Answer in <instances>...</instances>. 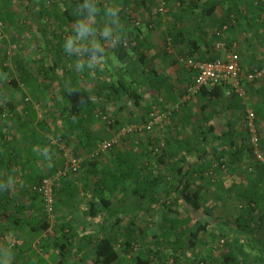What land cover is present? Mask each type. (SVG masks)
I'll return each instance as SVG.
<instances>
[{
  "label": "trees",
  "instance_id": "16d2710c",
  "mask_svg": "<svg viewBox=\"0 0 264 264\" xmlns=\"http://www.w3.org/2000/svg\"><path fill=\"white\" fill-rule=\"evenodd\" d=\"M138 1L140 0H109L104 3L98 1L97 6L101 8V13L94 19L96 23L102 21V18L104 17L103 9L106 5L111 6L112 4H116L123 8L121 10V20L125 25L124 36L126 37V45L120 44L112 47V52L118 59L129 61L130 56L133 53V55L136 56L135 61L138 62L139 65H143L145 61L144 53L141 50V40L139 38L142 36V28L153 30L156 27V21H158L161 14H170L171 10H175L173 8V4L176 3L175 1H180L182 3L187 1V6H185V8H177L179 12L176 14L192 15L193 13L198 12L199 14H202L200 18L212 15L215 8L219 5L218 0H153L150 6H146L148 13H145L149 14V19L144 21L145 19L142 20L138 14H135L132 10L128 9L132 3H134V6L131 7L136 6V9H139L140 5H138ZM10 3L11 0L0 1V21L3 22L5 29L6 27L8 28L12 26L16 19L14 18V14L16 13L12 10ZM234 7H236L237 10L233 11L230 7V9L223 14L222 18H220V21H218L220 22L218 23V29L212 31L210 37L211 43L209 45L211 49L210 51L214 52L216 50V47H214L215 44H213L216 39L221 42L224 40L220 35V31L227 30L228 27L233 26L235 22L238 23V21L242 19V10L239 8L238 4L235 3ZM250 7H253V10L258 12L259 17V14H262L264 11V0H252ZM230 12L233 14L237 13L233 19L230 18ZM76 13L77 0H56L54 2L53 0H50V2L47 0L46 3L43 2L40 4L38 10L34 12H32L29 3H24V14H38L41 18L47 16L48 24L53 26L54 30L57 28L59 29L58 33L55 32L53 34L54 42H60L65 33H70L71 35L74 34L69 27L70 24H74L77 20L78 17ZM39 18L40 17L32 15L33 21L37 23V29L39 32V37H36L37 46L41 47L44 54L34 69L25 74L26 78L23 76V82L28 81L27 87L28 92L32 97L31 100L33 99L36 103L40 102L43 106L46 101H50L43 95H46V92L54 94L49 91H51L50 88L56 85L54 87H57L58 89L57 92H59L60 100H52V102L54 101L56 103L57 101H60L61 109L54 117L51 114L42 112L40 113V117H36L33 108L34 105L31 104V101L21 93L17 83L12 78L11 69L3 64V59L6 57L5 52L2 51L0 53V79L2 76L10 78L9 82L13 86L12 90L23 96L21 101L24 100L27 102V104L21 106V112H31L30 152L31 157L33 158V162H31V174L26 176L19 193H14L10 185L6 188H0V251L8 249L9 247L11 248L13 253L12 264H31L34 262L32 258H37V253L34 255L31 254V245L29 243L32 242V239L40 237L42 233L48 229L49 224L46 220L47 214L43 209L42 198L37 191L33 190V188L37 187L43 178L52 176L63 166L66 160L63 147L65 148L68 144V135L71 134V131L68 129L67 131L64 130L62 133L59 131V136L52 132L56 138V142L51 143V139L39 134L36 128L43 129L48 123L50 124L51 120L54 123L59 121L60 124H63L67 118V121L71 123V127L77 129L76 134H79L77 139L82 142L81 146L78 144V149H70L71 151L68 150V152L74 157H80L81 163L76 172L67 173L60 177L54 184V213L56 207L65 208L69 211V214L76 213V205L78 202L77 200L75 201V198L79 197L77 194L78 190L76 189H80L81 191L90 188L92 190L91 197L96 200L97 205H90L86 211V215L90 217L97 216L95 217L96 223H98V219L101 220L107 216L113 218L112 227H109V229H106L105 231L102 230L101 233L93 239L94 256L91 264H161V261L165 260V256L162 253L163 248H166L165 245H170L173 248V251L177 252L178 248H180V244H182V240L185 241L186 243L184 244L190 248H194L199 243V234L206 231L208 225L206 219H208V216L210 215L209 210L212 208L210 203H206L209 197L206 195L207 191L206 193L204 191V184L214 183H211L208 180L209 167L204 168L203 162L195 165L189 163L184 165L185 167L182 166L183 164L181 165L182 159L187 152L193 151V153L195 152L198 154V150L201 151V156L205 154L209 156V153L212 155L213 164L209 161L212 173L216 170L220 171L222 166L229 167V170H234L235 168L231 165V161L234 162L235 160H239V155L242 154H246V157L251 158L254 161V165H252L251 171H248L245 167L242 168L245 174V179H247L245 186H240L237 182L236 184H233L237 199L241 203V207L235 208V222L232 227L240 234V237H243L244 241L238 242V248L235 249H232L233 244L229 241L230 243L227 244L230 248L224 251L222 250L219 258L220 260H213L212 252L214 249H209L208 253L204 256H200L195 264H239L241 258H238L236 254L240 253L239 256L243 257L245 252L244 247H247L250 253L253 254H249V256L252 257L255 264H264V244L254 238L256 228L264 229V166L254 160L251 148L247 141V133L243 125L242 129L237 132V135L227 140L226 150H224V146L222 147L219 145L224 134L216 135L214 137L215 139L211 138L214 144L207 147L209 149L208 151H206L203 146L205 141H208L204 135H202L201 139L198 141L197 146H195L196 143L192 141L186 144V141L181 140L180 132L168 130L169 127H167V125L173 122L174 114L179 112L180 109L182 110V108H185L187 101L181 104L178 110L174 111L167 120L153 126L150 131L125 134L118 140V143L113 144L109 149L94 154L93 152L97 147L96 143H101L103 140L100 137H95L96 134L90 135L94 132L90 129L89 131L87 130V127H89L88 125L93 122V117H95L94 114H91L92 110L90 108L93 104V88L87 87L84 82L74 79L76 72L74 69H70V71L67 72L70 74L69 78H63L64 80L59 79L58 67L63 64L61 69H66V66L64 63L60 64L61 61H49L52 58V52L50 50L57 49V45L52 43V37L50 38L48 36L43 26L44 22ZM253 20L257 21L255 18H253ZM199 26L201 25H197V27ZM223 26H226V28L223 29ZM185 31V28L170 29L164 39L165 49L167 46V38L170 39L171 46L176 45L178 42H184L186 40L184 37ZM185 44L186 48L179 51V54L183 59L190 57L196 60L210 62L218 58L217 56L204 57L200 55L198 53L200 44L195 39H190L188 37L187 43ZM205 45H208L207 42ZM225 46L228 48L234 47L232 42L228 45L225 43ZM61 51H63V49ZM233 52L239 56L237 50H234ZM61 53L63 59L67 57L65 52ZM164 53H166V50H164ZM63 62H66V60L64 59ZM240 66L245 72L249 71L251 68H260L257 66H248L246 69H243L241 60ZM32 75L35 79L30 82L29 77ZM39 75L42 77L43 81L38 79ZM263 76L261 79L258 78L252 82L253 84L261 83L260 87L262 90H264ZM47 77L56 80L57 82H53L52 80V82H48L45 80ZM193 78L194 73L190 83L193 81ZM68 79L71 82L70 85L69 82H67L68 84L66 83ZM84 79L85 81L87 79H90V81L91 79L97 81L98 76L96 73L92 75L90 71ZM123 82L124 81L120 78L114 80V84L108 86L110 94H117L118 91L121 90L125 93V96L131 97L136 104H139L140 97L136 92V87L133 86L131 81L130 86ZM252 83L248 84L249 88ZM226 90L227 88L224 85H216L213 87L203 86L194 95L205 93L211 98L218 96L221 91H223L225 95ZM11 96L12 98L8 99L6 94L3 95V98H6L4 102L6 106L5 108L0 106L1 119L10 118L9 113L13 112L10 108L19 103V100H17L18 95L16 97L14 94H11ZM193 96H191V98ZM226 96L235 98L242 106V110L244 109L241 98L237 97L235 93L232 92ZM5 109H7V112H5ZM254 111L258 136L264 150V106L263 109L258 112L254 107ZM146 120L142 122H145ZM124 126H120L119 128ZM171 128H173V126H171ZM210 128H212L211 125L208 126L209 131H206L207 134H211L210 131L212 129ZM48 131L50 130L48 129ZM162 131L165 132L164 135L161 134ZM80 136L83 139H80ZM129 141L131 144L135 143V141L138 142L136 151L131 148L127 149L126 147H123L122 143H129ZM144 142L145 148L142 146ZM60 145H62V147ZM53 148L56 150L57 158L52 161V165H54L51 167L45 163V161L47 160V155L52 152ZM39 149H42V153ZM79 149H83L85 154H87L85 159L79 153ZM165 157H172L171 159L174 162L165 164ZM14 160L16 163V161L18 160L19 162L21 158L18 159L15 156ZM103 160H105L104 163H102ZM37 162H39L41 166L37 167ZM18 164H21L20 166L23 165L22 162H19ZM162 165H166L165 167L168 171L174 172L173 176H168L169 174H162L161 171H158L162 168ZM10 166L12 165H7V169H9ZM8 171L10 172V170ZM193 172L198 175H196V179L193 178ZM194 179L197 181H194ZM128 180H132L135 183V186L132 189L133 193L142 197H144L147 189L157 187L160 183L162 186H166L167 189L168 187H174L177 192V202L184 204L191 210V212L186 211L185 217L176 215L172 219L168 218L170 216L168 210H164L162 212L163 221L159 222V227L157 228L156 234L153 236L156 242L155 246L146 248L144 252H136L132 259L126 258L129 253L130 255L132 253V245L134 244L132 241L134 238L142 237L145 230L144 227H139L136 224V220L140 217L139 214H141V209L137 207L110 208V205L115 199L122 196ZM199 180L201 182L197 183ZM216 182L218 188H215L218 190V195L230 194L232 188L223 186L219 188L220 185H222L219 178ZM164 194L169 195L168 192ZM165 206H169V203ZM193 211H201V218L191 214ZM125 217H130V219L128 220L127 225L122 227L121 223ZM75 218V220H78L76 215ZM217 222H221L218 223L220 225L225 224L223 221ZM75 227V224H65L60 225L59 227H54L52 234L46 235L45 238H41L37 241L38 248L40 251L50 252L52 247L58 253L63 254V250L67 247L68 238L74 235L73 230H75ZM9 234H16V239H14L13 244L8 245L5 244L6 242L3 241V239ZM119 237L123 239L121 243L122 250L115 249L116 240ZM222 241L223 240L220 239V242ZM51 242L52 244H50ZM253 242L257 247L254 251L249 248L253 245ZM183 246L184 245H182V247ZM172 257L175 261L179 260L178 264L186 262L184 259H178L176 255L172 254ZM35 261V264H42L40 259ZM60 261L61 260H58L57 264H59ZM44 263L49 264L46 263L45 260ZM185 264H187V262Z\"/></svg>",
  "mask_w": 264,
  "mask_h": 264
},
{
  "label": "crops",
  "instance_id": "0c3cea01",
  "mask_svg": "<svg viewBox=\"0 0 264 264\" xmlns=\"http://www.w3.org/2000/svg\"><path fill=\"white\" fill-rule=\"evenodd\" d=\"M152 1L153 0L138 1V5H140V7L138 6L140 9V14L138 15L142 20L145 19L144 21L149 19V14H147L148 12L146 6H150V4H152ZM218 1L219 5L215 8L212 15L205 18H200L202 14H199L198 12L193 13L192 15L176 14L177 12H179L178 9L182 7L185 8V6H187V1H184L183 3L180 1H175L176 3L173 4V8L175 10H171L170 14H161V16L158 18V21H156V27L153 30L142 28V36H140L139 38L141 40L140 43L142 44L141 50L143 51L145 57L144 64L139 65L138 62L135 61L136 56H134L133 53L130 56V61L119 59L121 62L127 63V73L130 75V81L134 84L133 86L136 87V92L140 97L139 104H136L131 97L125 96V93L121 90H119L117 94L115 93L113 95L110 94V91L108 90V86L114 84L112 76L117 75V71L120 68L119 65L113 63L110 57L112 53V46L106 45V55L101 58L100 65L91 70L86 66L83 68H77L74 64L75 57H70L69 55H67V59L64 58L66 62H60V64L64 63L66 66V69H61V66L63 64L58 67L60 68V70H63L58 72L60 80H64L63 78H69L70 74H68L67 72H69L70 69H74L76 70L74 79L78 81L80 80L81 82H84L87 87L93 88V104L90 108L92 110L91 114H94L95 117H93V122L88 125L90 128L87 127V130L89 131L90 129L94 133L90 135L96 134L95 137H100L104 141L106 140V138H112L114 136V133L122 128H119L120 126L146 120L149 114L148 112H151L153 110L164 111L171 108V106L178 101L183 90L190 83L193 77V73L189 71L185 66V64L183 63V58L179 54V51L186 48L185 43H187L188 37L190 39H195L196 41H198V43L200 44L198 53L200 55L204 57H225V55L230 51L226 49L225 46V43H227V45L230 44V40L227 37V39H224L222 42L217 41L216 39L213 42V44H215L214 47H216V44L218 42L222 43L223 45L218 48L216 47V50L214 52L210 51V37L212 35V31L214 30V26L211 24L210 19L214 14L215 16L225 14L227 10L230 9V7L233 9V11L237 10L234 5L235 3H237L239 6V1ZM239 8L242 10V14H246L247 10H253V7H250V4L247 8H245L243 5L239 6ZM253 12L254 14H256L255 10H253L251 14H253ZM230 14L233 13L230 12ZM121 23L123 25V28H125L122 20ZM197 25L201 26L197 27ZM179 28L186 29L184 35L186 40L184 42H178L176 45L171 46V49L168 51L167 49H165L164 39L170 29ZM206 42L208 44L207 46L205 45ZM232 45L237 46L233 47V50L239 49L240 53L239 43L235 45V42H232ZM61 49H63V45H61L60 50ZM53 50L54 49H51L50 51L52 52ZM164 50H166V53H164ZM258 55L261 58L258 56L257 58L254 57V59L252 56L249 57V55L246 54L247 57L245 56L243 58V61L241 60L243 69L247 68L248 66H257L260 68H264V59L260 53H258ZM51 59L49 60L50 62L55 61L54 57H52ZM90 71L92 75H94L95 73L97 74V81L92 79L91 81L90 79H87L85 81L84 78ZM45 80L48 82H57L56 80H52L48 77ZM67 82H69L70 85L71 82L69 81V79L66 81V83ZM260 84L261 83H252L250 85V88H247L249 104L255 107L257 112L263 109L264 106V90H262ZM56 91L57 90L49 91L50 93L55 94H49L48 92H46V95H43L48 98V100H50L46 101L44 103V106L40 102L34 105L33 108L35 110L36 117H40L41 112L51 114L53 117L59 113L61 109L60 101H57L56 103L54 101L52 102V100H57L60 98L59 92ZM222 92L223 91H221L218 96L211 98L208 97L205 93L194 95L191 99L188 100V102L186 101L187 103L185 108L181 107L182 110L180 109L179 112L174 114L173 122L167 125V127H169L168 130H174L176 132L179 131L181 140L186 141V144L191 141L195 142V146H197L198 141L201 139L202 135H204L208 140L205 141V144L203 145L206 151L209 150L207 147L214 144L211 138L215 139L214 137L216 135L218 136L224 134L221 142H219V145L222 147L224 146V150H226L227 140L237 135V132L242 129L244 117L242 106L240 105V103L235 98L226 96V91L225 95L224 92ZM10 98H12V96H8V99ZM10 109H12L13 111L9 113L10 118H0V182H5L9 178H11L13 180V183L10 184V187L13 189L14 193H19L20 188H22V184L26 179V176L30 175L32 170L31 162H33V158L31 157L30 152L31 112H21L22 107L17 104ZM210 125L212 126V128H210L212 129L210 131L211 134H207L206 131H209L208 126ZM171 126H173V128H171ZM48 129L50 131H48ZM67 129L71 131V134L68 135V144L65 146V148L63 147L64 153L68 152V150L70 149L73 150L74 148H77V146H81L82 144V142L77 139V136L79 135L76 134L77 129L71 127V123L67 121V118L63 124H60L59 121L54 123L51 120L50 124L48 123L47 126L43 127V129L36 128L39 134L50 138L51 143L56 142V138L52 132L56 133L59 136V131L60 133H62L64 130L67 131ZM161 134L164 135L165 132L162 131ZM80 139L83 138L81 137ZM137 141H135V143L133 144H131L129 141L126 148L129 149L132 146V150L134 149V151H136L135 148L138 146ZM96 144L98 145L99 143ZM60 146L62 147V145ZM142 146L143 148H145V142ZM39 151L42 153V149H39ZM79 153L85 159V156L87 155L85 154V151L83 149H79ZM201 155L202 154L200 150H198V154L195 152L193 153V151H189L182 159L181 165L183 164L182 166L185 167L184 165L189 163L195 165L197 163L203 162V167H209L210 173L212 169L210 170L209 161L213 164L212 155H210V153L209 156L207 154L203 156ZM15 156L18 159L21 158L19 162L23 163L22 166H20L21 164H18V160L15 163ZM46 158L47 160L45 161V163L52 167L54 165H52V161L57 158L56 150L53 148L52 152L47 155ZM171 158L172 157H165V164L169 162L173 163L174 161ZM248 159L251 158L246 157V154L239 155V160H235L234 162L231 161V165H233L235 168L234 170H229V167L226 166H222L220 171L216 170L215 174L222 182V185H220L219 188L223 186L233 189V184H236V182L240 184V186H245L247 179H245V174L242 168L245 167L248 171H251V167L252 165H254V161L252 159ZM104 162L105 160L102 161V163ZM37 164V167L41 166L39 162H37ZM7 165L12 166L7 169ZM163 166L165 170L163 169ZM165 166L166 165H162V168L158 171H161L162 174H169L168 176H173L174 172L168 171ZM8 170H10V172ZM193 173V178L198 176L197 173ZM216 184L217 182L214 184H204L205 193L207 191L206 195L208 197L210 195L213 196L209 197L207 204L212 203L214 197L218 195L217 191H215L214 188H218V185ZM134 186L135 183L132 180H128L126 182L122 196L115 199V201L110 205V208H140L141 214H139V219L136 220V224L139 227H143L142 225L145 224L144 219H147L149 217L151 221L150 227L152 230L155 229L157 226H159V222L163 221L162 212L164 210H168V213H170V216L168 217L169 219L174 218L176 215L185 217L186 211L191 212L190 208L186 207L184 204L177 202V192L174 187H170L168 189L166 188V186L161 187V193L172 192V200L169 199L171 201L169 206H164L163 204L162 206L161 203H157L156 201L152 202V200H156L157 198L155 199L150 196L148 190L150 191L151 189H147L144 197H142L138 194L133 193L132 189L134 188ZM76 190H78L77 194L79 196L75 198V201L77 200L78 202V204L76 205V213L69 214V211L61 207H56L55 210L56 227L65 224L76 225L75 230H73L74 235L68 238L67 247L65 250H63V254L58 253L52 247L50 252L39 251L37 253L36 257L42 256V258L46 261L51 257L55 260L51 263L47 261L49 264H57L58 260H61L59 264H91L94 256L93 239H95V237L98 236L102 230L105 231L106 229H109V227H112V217L107 216L101 220L98 219V223H96L95 217L97 216L90 217L86 215V211L88 210L90 205H97L96 200L92 199L91 197L92 190L90 188H87L86 190L83 189L81 191L80 189ZM193 212L191 214H193ZM75 215L76 217H78V220H75ZM129 219L130 217H125L122 220V227L127 225ZM139 222H141L142 225L139 224ZM216 223L217 225H220L218 223L221 222L216 221ZM254 238L264 244V229L260 228L257 232H255ZM243 241V237L239 236L237 243ZM52 242L50 244H52ZM252 244L253 245L249 248L254 251L257 249V247L254 242ZM206 249H210V247ZM32 259L34 260L32 264H35V260H37V258Z\"/></svg>",
  "mask_w": 264,
  "mask_h": 264
},
{
  "label": "rangeland",
  "instance_id": "374dc122",
  "mask_svg": "<svg viewBox=\"0 0 264 264\" xmlns=\"http://www.w3.org/2000/svg\"><path fill=\"white\" fill-rule=\"evenodd\" d=\"M48 1L50 2V0H48ZM54 1H56V0H53V2ZM98 1L104 3V2H107L109 0H98ZM222 1L223 0H220V2H222ZM238 1H239V6L243 5L245 8H247L248 5L252 2V0H238ZM43 2L46 3L47 0H11V3H10L11 8L16 13V14H14V18H16V19L13 22V25L8 27V28L6 27V29H5L3 22L0 21V53L2 51H4L5 56H6L3 59V64L11 69L12 78L17 83L21 93L24 94L23 96L27 97L28 100L31 101V104H33V105L36 104V101H34L33 99L31 100L32 97L29 94L28 87H27L28 81L23 82V76L26 78L25 74L34 69V67L39 63L40 59L43 57L44 51L41 49V47L37 46L36 37H39V32L37 29V23H35L33 21L32 15L35 17H40L39 19L44 22L43 26H44V29L46 30L48 36L50 38L52 37V40H53L52 43H55L57 45V49H54L52 51V57H54V60H55L54 62H60V61L64 60L61 57V54H62L61 52H64V50L61 51L62 49L60 50V47H61V45H63L64 41L71 35L70 33H69V35H68V33H65L60 42H58V41L54 42L53 34L55 32L58 33L59 29L57 28L54 30L53 26L48 24L47 16H45L44 18H41V16H38V14H24V3H29L31 6L32 12H34V11L38 10L40 4H42ZM131 6H134V3H132L130 5V8L128 7V9L132 10L133 13H135V14H139L140 9H136L137 8L136 6L135 7H131ZM119 7L121 10L123 9L121 6H119ZM252 11L253 10H251V11L247 10L246 14H242V19H240L238 21V23L235 22V24L231 27H228L227 30L222 31V32L220 31V33H221L220 35L223 39L226 40L228 38L230 40V42H235V45H237L239 43V48H240L241 54L239 53V49H237V51H238L239 57L241 56L240 60H242V61H243V58L246 56V54H248L249 57L252 56L253 58L254 57L257 58L259 56L258 53H260L264 59V11L262 12V14L261 13L259 14L260 15L259 17H258L257 11H255L256 14H254V12H253V14H251ZM230 15H231L230 18L233 19L236 14H230ZM217 16H215V14H214L213 16H211V19H210L211 24L214 26V30L218 29V25H219L218 23H220L218 21H220V18H222L223 14L222 15L220 14ZM253 18L257 19V21L253 20ZM104 19H105V16L102 18V21ZM16 20H17V22H16ZM73 26H74V24H70V27H69L70 30H73ZM234 47H237V46H234ZM226 49H228L230 51H234L233 47L228 48L226 46ZM219 50H222V49H219ZM110 57H111L113 63L120 66V68L117 71V75L112 76L113 80L120 78L125 83H127V85L130 86L131 85V83H130L131 79H130V75L127 73V70H128L127 69V63L121 62L115 56V54L113 52L111 53ZM244 69H246V68H244ZM261 69H264V68L261 67ZM58 71H62V70H60V68H58ZM261 78H259V79H261ZM34 79H35V77H33V75L29 77L30 82H32ZM38 79L43 81L42 77L40 75L38 76ZM9 80H10V78H8L6 76H2V78L0 79V91H1L0 92V106H2L3 108H5V106H6L4 104L5 99H6V98H3L4 94H6V96H11V94H14L16 97L18 95L17 100H19L18 101L19 103L17 105L22 106L24 104H27L26 101H24V100L21 101L23 99V96L20 95V93H17L16 91L12 90L13 86L10 84ZM54 86H56V85H54ZM54 86L52 88H50L51 91L52 90H58L57 87H54ZM248 100H249V98H248ZM248 100H247V106L251 107L254 110V107L249 104ZM5 112H7V109H5ZM244 115H245V112L243 109V117H244ZM254 115H255V111H254ZM255 124H256V122H255ZM243 127H244V118H243ZM256 127H257V125H256ZM117 133H118V131L115 132L114 136L112 137V138L117 137L116 143H118V140L122 136H124V135H120L121 134L120 132H119L120 134L118 133L119 135ZM134 136H136V135H134ZM134 136H132V137H134ZM106 140H108V139L106 138ZM122 144H123V147H126L128 142H123ZM130 148L132 149V146ZM192 157H193V154H192ZM159 174H161V173H159ZM208 180L211 183L212 182L215 183L218 180V177L216 176L215 172L209 173ZM195 181H197V180H195ZM198 182H201V181L199 180ZM161 187H162V184L160 183L159 186L151 188V190L149 191V194L151 197H153L155 199L157 198L156 200H152V202L156 201L157 203H161L165 206L166 204L171 203L169 201V199L172 200V198H171L172 192H168L169 195L161 193V191H160ZM168 188H170V187H168ZM215 190L218 191L217 188H215ZM209 197H213V196L210 195ZM210 205H212L211 206L212 208H211V210H209L210 215L208 216V219H206L207 223H208L207 229H206V231H203L202 233L199 234V236H200L199 237L200 238L199 243L194 248H192V247L190 248L189 246L184 244L186 242L182 240V244H180V248H178L177 252H174L173 248L170 245H165L166 248H163V250H162V253L165 256V260H162L161 264H178L179 260L175 261V259L172 257V254L176 255L178 257V259H184L187 262V264H195V262L198 261L200 256H204V255H206V253H208L209 249H206V248H209V247H210V249H212V248L214 249L212 252V259L217 260L220 258V254L222 253V250L224 251V250L230 248V246L227 244V243H230L229 241H231L233 244L232 249L238 248L239 243H237V240H238L240 234L235 231V229L232 227V225L235 222V220H234L235 208H240L241 203L237 199V194H236L234 188L232 189V191L230 192L229 195H216L213 199V202L210 203ZM193 214L195 216H197L198 218H201V211L193 212ZM55 216H56L55 213H53V215L51 217L47 216L46 220L49 224L48 229L45 232H43L40 237H38L36 239H32V242L29 243L31 245V254L32 255H34V254L38 253V251H40V249L38 248V245H37V241L40 240L41 238H45L46 235L52 234L54 227H56L55 226L56 225ZM144 220H145L144 225H142L141 222H139V224H141L145 229L144 233L142 234L143 236L133 239L132 242H134V244L132 245L133 246L132 247L133 248L132 253H131V255L129 253L126 258L132 259V257L134 256V254L136 252H140V251L144 252V250L146 248L154 247L156 244L153 236H154V234H156L157 228L159 226H157L155 229L152 230L150 227L151 221H150L149 217L147 219H144ZM219 220H223L226 225H224V224L217 225L216 221H219ZM227 223L229 224V226ZM258 230L259 229L256 228L255 232H257ZM14 239H16V234H12V235L9 234L5 239H3V241L6 242L5 244L9 245V244H13ZM220 239H222L223 241L220 242ZM122 241H123V239L121 237H119L116 240V244H115L116 250H122V247H121ZM182 245H184V246L182 247ZM244 250H245L244 254H247V255L243 254V257H241V256H239L240 253L236 254L238 256V258L239 257L241 258L239 264H255L252 257L249 256V254L250 255H253V254L250 253V251L247 249V247H244ZM38 259H40V262L42 264H45L44 263L45 259H43L42 256H40V257L38 256L37 260ZM236 260H237V258H236ZM47 261L49 263H51L52 261L54 262L55 260L51 257V258L47 259ZM47 261L45 260L46 263H48ZM185 263L183 262V264H185Z\"/></svg>",
  "mask_w": 264,
  "mask_h": 264
},
{
  "label": "built area",
  "instance_id": "2783aa9c",
  "mask_svg": "<svg viewBox=\"0 0 264 264\" xmlns=\"http://www.w3.org/2000/svg\"><path fill=\"white\" fill-rule=\"evenodd\" d=\"M225 28L226 26H223V29ZM122 44L126 45V41H124ZM222 45V43L218 42L216 47H220ZM166 49L168 51L171 49L169 38H167ZM183 63L189 71L194 73V78L193 81L185 87L178 101L167 110L161 112H150L145 122L125 125L118 131V133L120 132V135H125L129 133L132 134L150 131L153 126L167 120L174 111L178 110L181 104L188 101L191 96H193L201 87L224 85L227 88L226 95H229L233 92L242 100L245 112L244 128L247 133V141L251 148V153L254 160L264 166V150L262 148L261 140L258 136L254 110L247 106V100L249 98L247 94L248 84L252 83L258 78H261L264 75V69L251 68L249 71L245 72L240 66L239 56L233 51H229L224 58H217L210 62L188 57L183 59ZM116 138H110L108 140L102 141L97 145L93 153L97 154L99 151H105L109 149L114 143H116ZM64 156L66 160L63 166L52 176L43 178L40 184L33 188V190L40 194L42 198L43 209L48 217H51L54 213V184L59 180L60 177L66 175L67 173L76 172L80 167V157H74L69 152H65Z\"/></svg>",
  "mask_w": 264,
  "mask_h": 264
},
{
  "label": "clouds",
  "instance_id": "9594fccd",
  "mask_svg": "<svg viewBox=\"0 0 264 264\" xmlns=\"http://www.w3.org/2000/svg\"><path fill=\"white\" fill-rule=\"evenodd\" d=\"M98 0H77V20L73 26L74 35H70L63 43L64 52L75 57L77 68L87 67L94 69L106 55V45L115 47L122 44L126 37L121 23V9L112 4L103 9L105 19L99 23L95 17L101 13L97 6ZM13 183L9 178L0 183V188H6ZM13 253L11 248L0 251V264H12Z\"/></svg>",
  "mask_w": 264,
  "mask_h": 264
}]
</instances>
